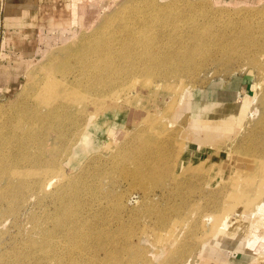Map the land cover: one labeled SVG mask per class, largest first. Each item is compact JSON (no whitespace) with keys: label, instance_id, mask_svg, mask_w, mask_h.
I'll return each instance as SVG.
<instances>
[{"label":"rangeland","instance_id":"obj_1","mask_svg":"<svg viewBox=\"0 0 264 264\" xmlns=\"http://www.w3.org/2000/svg\"><path fill=\"white\" fill-rule=\"evenodd\" d=\"M77 12L28 60L0 50V264H203L225 211L264 264V0ZM238 77L232 119L190 116Z\"/></svg>","mask_w":264,"mask_h":264},{"label":"crops","instance_id":"obj_2","mask_svg":"<svg viewBox=\"0 0 264 264\" xmlns=\"http://www.w3.org/2000/svg\"><path fill=\"white\" fill-rule=\"evenodd\" d=\"M88 1L0 0L1 52L20 60L30 59L44 32L62 27L61 23L68 24L67 28L73 26L79 17L78 9L85 8ZM242 80L238 77L225 82L215 81L191 91L188 113L193 119L213 116L217 117L214 118L216 120L232 119L241 106L240 95L245 88ZM245 224L244 221L239 222L237 227L235 225L213 236L201 252L203 264H253L251 260L255 255L249 252V227L248 223ZM239 231L242 235L236 234Z\"/></svg>","mask_w":264,"mask_h":264},{"label":"bare ground","instance_id":"obj_3","mask_svg":"<svg viewBox=\"0 0 264 264\" xmlns=\"http://www.w3.org/2000/svg\"><path fill=\"white\" fill-rule=\"evenodd\" d=\"M260 139V138H259ZM260 143H264V136L262 137V139L259 141ZM36 184L39 186L40 185V181H39V179L36 181ZM37 186V187H38ZM44 187V186H43ZM249 201V200H248ZM230 213H235V214H237L238 213V211H225V212H223L222 213V215H221V219H222V225L218 228V233L219 232H223L222 230H223V227L225 226V224H226V221L229 219V218H233V220H234V217H235V214H232V215H230ZM242 216H244V215H242Z\"/></svg>","mask_w":264,"mask_h":264}]
</instances>
